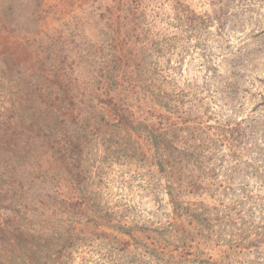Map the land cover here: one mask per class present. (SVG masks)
Wrapping results in <instances>:
<instances>
[{
  "label": "rangeland",
  "instance_id": "374dc122",
  "mask_svg": "<svg viewBox=\"0 0 264 264\" xmlns=\"http://www.w3.org/2000/svg\"><path fill=\"white\" fill-rule=\"evenodd\" d=\"M130 19L145 30L143 36L153 32L171 39L132 61L135 51L119 37L132 25ZM136 77L150 88L147 97L131 93L128 85ZM148 95L160 96L161 102L151 106ZM0 108L1 136L16 123L36 124L26 143L20 131L8 138L18 156L10 162L14 168L3 173L0 166V206L22 211L47 235L67 236L72 230L76 237L69 244L62 240L53 246L56 251L60 244L58 254H65L60 264H130V249L138 251L134 240L118 234L126 241L121 243L115 228L157 229L171 220L168 177L150 166L151 147L139 139L146 153L142 164L102 160L115 109L125 110L124 117L128 109L143 111L157 131L159 120L164 126L174 123L180 128L179 145L191 137L206 157L195 172L204 177L205 189L184 201L193 202L196 214L207 208L210 222L215 215L228 216L227 233L237 243L202 242L198 221L185 214L175 220L180 230L190 231L191 250L217 259L220 250L232 246L236 251L229 252L236 255L229 257L230 264L264 263V0H0ZM59 116L64 124L42 129ZM67 129L84 147L81 158L78 151V157H62L64 139L50 142ZM36 136L54 149L36 148ZM209 140L218 158L205 154ZM32 158L38 168L17 164ZM27 171L32 183L19 176ZM18 188L25 196L20 205L10 203ZM98 207L101 218L94 216ZM249 221L257 227L248 236L240 230ZM213 224L221 231L218 222Z\"/></svg>",
  "mask_w": 264,
  "mask_h": 264
},
{
  "label": "trees",
  "instance_id": "16d2710c",
  "mask_svg": "<svg viewBox=\"0 0 264 264\" xmlns=\"http://www.w3.org/2000/svg\"><path fill=\"white\" fill-rule=\"evenodd\" d=\"M200 18L204 19V17L201 16L199 17V19ZM206 19L207 22H211L209 16H206ZM130 23L132 24L131 26L121 29L119 37L120 41L122 40L125 42V46L127 48L135 51L133 55L129 56L132 61L134 60L135 62H138L141 59V55L139 56L138 53H141V51H143L144 49L146 51H159L158 49L163 48L162 44H166L167 41L171 39L168 36H155L153 32L151 34H145L143 36L145 30L140 27L139 23H137V21L133 19H130ZM146 33H148V31H146ZM155 46H157V48ZM136 53L138 55H136ZM149 77L153 78L152 75H150ZM133 80L136 81V83L128 85L132 94L141 93L143 98L147 97L146 95L148 93H152L150 91V88L146 89L144 84L137 81V77ZM154 97L156 96L152 95L151 97H149L148 95L151 106L152 104H158L159 102H161L160 96L155 99ZM16 104H19V102H17ZM118 110L119 109H115V113L117 115H114L113 118L115 119L116 116L117 119L113 127L111 128L112 137L108 138L109 142L104 148V152L106 154L104 155L102 160H106V162H113V159L116 158L117 160H119V163L123 164H127L133 160L139 162V164H142V162L145 161L146 153L142 149L143 145L139 142V139H141L146 147H151L153 150V153L149 155V157L151 158L150 166L155 167L157 173L164 172V174L168 177L165 183V193L169 197L170 207L172 208L171 220H167L166 225H160L157 229L141 228V226L135 227L133 229L128 227V225L121 223H119L121 225L115 228L116 232H118L117 234H115V236L118 237V234H124L126 236L132 237L134 240V248L138 251L132 252V250L130 249L133 255V260L130 264H230L229 257L231 255H236L234 253H231V251H236L232 250V246H228V249L231 250L230 252L227 249L220 250V254H217V259H214L212 255L209 256L202 250L193 252L191 250L192 240L189 237L191 234L190 231L186 229L180 230V221L175 220L185 214L187 216H190L191 218L193 217V219H196V221H198V226H200V231H197V234L202 242H205L209 245L212 243V241H216V239L222 241V243L226 245H233V243L236 242L233 234L228 235L227 233L230 223V221L227 219L228 216L222 219L221 217H217L215 215L213 218L214 220L210 222V219L206 215L209 214L207 208H204V213L196 214L198 210L194 211L193 209H191L193 202L184 201V197L188 196L189 193H199L203 189H205V187H203V185L201 184L204 177H202L199 173L196 175L195 172H197V167L200 168L202 164V160L200 161V159H206V157L204 156V154L199 153L198 149L195 146L194 140L190 139L191 137L186 138L184 141H181V145H179L180 134L178 132L180 128L174 125V123L164 126L161 124L162 121L160 122L159 120V123L155 125L156 127H160L159 131H157L158 129L155 130L151 127H154V122H152V120L148 117L150 115H145L143 111H133L131 109H128L126 111L128 115L124 117L125 110L122 114L118 113ZM119 117H122L124 119L120 120ZM15 118L17 117H14V119ZM3 120L5 119L4 117H2V111L0 110V126L2 125ZM146 120H150L149 124L151 126L146 123ZM15 122L19 123L18 120L14 121V123ZM58 124H64L60 116L56 120H48L42 125V129H45V131L48 132ZM33 125H31L29 128H25L26 126H23L20 123H16L13 127L14 129H12L9 133L2 136L0 135V166L3 167V173L7 168H14V166H12L10 162L18 156V153L14 149L16 144L8 138H12V136L18 135V131H20V134L21 132L23 133V136L20 139L22 140L21 143H26L28 135L32 132L31 128ZM7 135L10 136L6 137ZM61 135L62 137L51 140L50 142L56 143L64 139L65 145L60 149L62 157L64 159H72L74 158V155H76L75 151H78L79 157L81 158L83 155L84 147L80 145V140H78V137L75 136V133L73 132L72 134H70L67 129L66 133L64 131V133H61ZM134 138L138 139L137 142L134 141ZM36 140L40 143L34 141L35 147L40 148L41 151L48 148L54 149L53 145H49V143L46 142L45 139H41V137L36 136ZM212 143L213 140H209V142L207 143V151L205 154H209L211 156L214 155L213 158H218L216 153L213 152L214 149H211L213 148L211 147ZM29 148L30 147H28V149ZM24 153L26 155L28 153V150ZM20 158L22 157L20 156ZM207 158L210 159L211 157L208 156ZM213 158H211L210 160H212ZM37 159H40V156L37 157ZM32 160L33 161L21 159L20 162H17V164L25 166L27 168L28 165L31 164L38 168V162H36L34 158H32ZM184 160H186L189 165L185 163L184 166ZM15 169L17 170V168ZM206 170H209L207 166ZM31 173L32 172L27 171L23 172V174H20L19 176L25 180V183L26 181L32 183ZM39 174L44 175L45 173L40 171ZM0 195L2 196V194ZM10 196V203H14L17 205H20L19 201L21 199H25L24 192L21 188H18V190H14ZM65 202L66 205H68V202ZM0 208V212L5 211L6 213V216H3L2 213H0V264L61 263V261L65 257V254L64 257L58 254L60 244H57L56 251H54L53 246L54 244L59 243L62 240H64L65 242L66 240H68L67 244H69L70 240L76 237L74 233H72V230L71 232L70 230L67 232V236L56 233L53 235V231L51 235H47L46 228L42 226L35 227L33 224L28 223V219H26V216L22 211L20 212L17 209L11 208V206L1 205ZM22 208H25L24 205H22ZM80 209L82 210V207H80ZM102 211V207H98V209L94 213V216L96 217V214H99ZM97 218H101V216L98 215ZM213 222L219 223V226L222 227L221 231L215 230V228L213 227ZM176 223L178 224L177 228L175 226ZM198 226L195 227L196 230ZM255 227L257 226L254 224V221H249L244 230H240V232L249 233V236L253 233V229ZM202 228H204L206 232L202 231ZM262 228L263 227H261V229ZM23 229L26 230L23 232ZM132 229L133 232L136 233H133ZM147 231H150L152 234L144 235V233H146ZM139 234L142 235L136 236ZM256 236L259 235L257 234ZM83 240H85L84 237ZM117 240L123 244L124 242H126L123 238L119 237L117 238ZM242 240H246V242L248 243L254 241L251 240V238L247 239L246 237L242 238ZM114 241L116 240L114 239ZM129 246H131V244L128 245L127 248H129ZM234 247L236 249L237 247H239V244L235 245Z\"/></svg>",
  "mask_w": 264,
  "mask_h": 264
}]
</instances>
